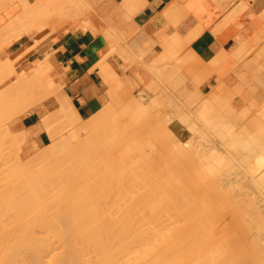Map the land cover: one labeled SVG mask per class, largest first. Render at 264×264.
Segmentation results:
<instances>
[{
	"label": "bare ground",
	"instance_id": "1",
	"mask_svg": "<svg viewBox=\"0 0 264 264\" xmlns=\"http://www.w3.org/2000/svg\"><path fill=\"white\" fill-rule=\"evenodd\" d=\"M43 1H49V0H39L40 3ZM189 1L192 2V4L194 5L195 4L194 2L196 0H189ZM79 2L82 3L81 1H79ZM88 7H89V5H88ZM88 7H85L87 9H77L76 15H78V16H76L75 22L79 21V22L83 23V18H84L85 21H84L83 25L85 23H86V25L88 24V21H86L87 19L85 17L86 16L85 12L86 11L88 12V10L90 8V7L89 8ZM201 7H197V10L199 12H200V9H203ZM198 8H200V9H198ZM194 10L196 11V9H194ZM168 12H171V16L175 13L174 9L167 11L166 14ZM203 12H205V9ZM211 13H213V11L212 12H210V11L205 12V14L208 17L205 14H201V16L199 18L203 19V17H204V19L206 21H208L209 15H211L210 19H212L214 17ZM169 15L168 14L166 15L167 18ZM174 16L176 17L177 15L174 14ZM236 17H237V15H236ZM236 17L234 16L235 19H236ZM80 18H82V19L80 20ZM204 19H203V21L205 22ZM175 20H176V18H175ZM175 20L173 19V21H175ZM226 20H227V18L225 19V21ZM21 23L22 22H19L18 27L14 28V30H17L19 28L21 29V30H19V32H15L16 35H15V33H13L14 36L11 35V38L2 40V42L0 41L1 43L4 42L3 43L4 46L6 45V47L7 46L9 47L16 42H20V41L24 42L27 39H29V36L32 37L35 35V33L36 34L39 33L43 27L42 25L38 26V27L32 26L31 24H28L26 22L27 25L22 24V26L25 25V26H23L24 29L26 27V29L24 30L21 28L22 27ZM173 24H175V23H173ZM86 25H85V27H87ZM19 26H21V27H19ZM207 26H209V25H207ZM222 28H224V27H222ZM217 29L219 31V27ZM220 30H221V28H220ZM198 31L200 32L201 30H198ZM216 35H217V33H216ZM195 36L196 35L194 33V35L190 36L188 40H181L178 37H173L169 40H166L165 44L162 45V47L165 46L166 50L168 51L167 52L165 50V47H163L164 48L163 51L165 50V52H163V56L165 58L163 60L159 59V60H161L160 63H158L159 61L154 62V60H153L154 63L152 65V68L149 69L155 73V74L152 73V74H154V76L156 74L159 75V79L156 76V78H157L156 80L159 81L162 78V76L165 75V73H166L165 71H167V70H168L167 73H170L172 70L171 75L174 72V69L172 66H171L172 68L169 67L167 70L165 69V67L169 66L168 61H167L169 59H168V57L165 56L166 54L164 55V53H170L172 55V54L178 53V51L180 52V50L182 51L186 47V44L188 42H190V40L192 38H194ZM133 42H135V39L133 40ZM1 43H0V46L2 45ZM40 43H41V41H35L32 46H29V47L24 46V48L21 49L20 51H18L12 58L6 60V62L8 63V66H7L8 72L6 73V75L4 74L5 77L3 76V74H1V76L4 80L0 77L3 80V81L2 80H0V81H2V83L5 82L6 81L5 78H9L8 77L9 72L14 77L13 80L16 81V82L13 81L12 83L9 84V86L6 87V89L8 87H10V85L12 87V89L9 88L10 91H9V89H7V91H9V92L6 91L7 95H6V93L4 94V92L2 91L4 96H6V98L8 97V93L10 95L12 93H14V91H12V90H14V88H16L15 91H18V92L22 91V93H20V94H23V91H27V90L30 92V87L33 86V80L35 79L34 74H32V76H31V72H32L31 66L32 65L37 66V65L41 64L39 66V68H42V69L48 68V71L52 72V70L54 68V64L52 63L50 56H45L42 60H35L32 63V65H30V66L28 65L25 68H20V66H19V61L22 60L29 53L31 47L32 48L37 47ZM146 43H147V41H146ZM137 44H138V42H137ZM130 45H131V47H128V45H127L128 48H126L124 50H120V52L123 54L129 53L136 60H138L137 59L138 56L142 57V55L145 54L144 52H148L145 49L143 50V48H141L140 50H142V55L138 54V53L134 54L135 53L134 50H136L137 46L135 43L134 44L131 43ZM116 47H118V45ZM1 48H3V46H1L0 49ZM138 48H140V46H138ZM146 48L149 49V47H146ZM244 49H245V46L243 47V51H241V52L239 51V52L245 53ZM137 51H139V49L136 50V52ZM139 53H140V51H139ZM137 54H138V56H135ZM238 54L239 53H237V55ZM153 55H154V53H153ZM160 55H162V53ZM160 55L157 56V58H160L161 57ZM223 55H221L220 58L225 59L228 57L227 54L226 55L223 54ZM132 56H130V57H132ZM233 56H235V55L233 54ZM130 57L128 58L129 60H130ZM133 57L131 58L132 61H133ZM141 57L139 58V60L141 59ZM190 57H193L194 60L197 62V59H195V56L193 54H191ZM215 60H217V58ZM155 61H156V59H155ZM220 61L222 62V60L219 59L218 60L219 63H217L216 61H214L213 63L215 64V62H216V64L219 65ZM239 61H241V60H239ZM165 62H166V64H165ZM170 62H171V60H170ZM134 63H135V61H134ZM197 63L199 64V62H197ZM234 63L236 64V61ZM198 64H196V65H198ZM133 65H135V64H133ZM162 65H164L165 67ZM217 65H215V66H217ZM202 66H204V65H202ZM137 67L138 66H136L134 69H137ZM169 69H171L170 72H169ZM144 70L145 69H143V72H146L147 69L145 71ZM201 70H203L202 67H201ZM204 70H206V69H204ZM137 71H138V69H137ZM139 72L140 71H138V73ZM149 72L146 74H149ZM203 72H208V71H203ZM203 72H201V75ZM100 75L102 77V87H103V89L108 90L109 96L117 97V94H121V93H119V91L122 90V84H121L122 78L120 79L119 73L117 71H115L112 66L106 72L100 71ZM135 75H136V73H135ZM171 75L169 74L168 77H170ZM203 75H204V73H203ZM136 77H138V76H136ZM165 77H166V75H165ZM168 77H166V79H168ZM37 78H38V76L36 75V79ZM145 78L146 77L142 76L143 81ZM149 79H150V77H149ZM163 79H165V78L163 77L161 80H163ZM24 82H25V84H24ZM17 83L20 85H18ZM41 83L42 82L38 81L34 85H40ZM152 83H153V81H152ZM12 84H14V85H12ZM15 85H18V86L15 87ZM152 85L155 87L154 84H152ZM61 87L62 86L60 85L58 90H55V91L58 92L61 89ZM19 88L21 89L20 91H19ZM152 89H153V87H152ZM0 91H1V89H0ZM28 91H27V93L29 94ZM55 91L46 89V91L44 90V92H42L43 95H40V97H42L45 101L46 99H49L51 96H53V95L55 96V93H56ZM18 92L14 93L15 95L17 94V97H15L16 100L18 99V96H19ZM32 92H33V90H32ZM35 93H37V92H35ZM35 93L34 92L30 93L31 94L30 96L31 97L34 96L33 98H35L37 96V94H35ZM40 93H38V96ZM149 93H151V92H149ZM165 93L167 95V92H165ZM1 94L2 93L0 92V95ZM24 94H25V92H24ZM32 94H33V96H32ZM154 95H155V93H154ZM30 96H28V97H30ZM38 96H37V99H38ZM9 97H11V96H9ZM9 97L7 98V100H5V97H4L5 102L7 101L6 103L9 102L8 100H11V99H9ZM21 97H22V95H21ZM27 98H24L23 100H25ZM30 98H28V99H30ZM59 98H61V97H59ZM59 98H56L55 104L58 105L59 108H63L65 110V105H67L68 104L67 102H69V101L65 98L63 100H60ZM117 98H116V101H117ZM12 99H14V97H12ZM19 99L21 102V98H19ZM37 99L35 98L36 102L38 100H40V99H38V100ZM153 99H155V98H153ZM16 100H14V101H16ZM164 100H167V99H164ZM212 100H214V99H212ZM212 100L210 101V102H212V104L208 103V102H207V105H205L206 103L201 104L202 105V106H200V107H202L201 110L198 109L200 107H198V108L196 107L197 108L196 110L198 112L193 109V112L198 113L197 115L195 113H194L195 115H193L192 114L193 112L191 111L192 113L189 112V113H191L190 115L187 114V117L189 115L188 118L185 116L186 114H184L182 116L181 115L175 116L174 115L176 112L175 111L173 115L169 116L171 118L169 120V124H168L170 126V132H169L170 134L169 135L171 136V139H170V137H167L168 135L166 133V140L168 138L169 139H168V141H165V142H169V144H171V141L174 140V142L178 141V143H179V141H180V143L181 142H184V143L187 142L188 143V145L186 146L187 148L184 147L186 150H184L182 152L180 151V153H181V155H179L180 158H179V160L177 159L178 162L181 163V165H183L184 167L185 166L187 167V170H185L186 167L184 168L182 175L188 174V177L191 178L192 177V176H190L191 174H193V176H195L199 172L203 173L204 175L205 174L208 175L210 173V174H212L211 181H213L214 183H212V185H211V184H208V182H206L209 186L205 185L204 187L202 185H201V187L195 186V184H192L191 186H188V185L187 186L186 185H182V186L180 185L179 186V185H177V187L174 185L175 187L171 188V190H169V187H167L168 191H169V192L166 191L167 194H166V192H163V191H162L163 192L162 193L161 189L159 191L157 186H155V187L153 186L154 188L157 187L156 188V189H158L157 193L160 192V193H158L159 195H157L158 197L160 196L159 199H155V198H157L155 193H154L155 189L150 190V188L147 187L148 190L144 191L143 193H136L135 192V190H137L138 188L136 187L135 183L134 184L132 183V181H133V177H131L132 172L129 171V169L127 170L126 168H124L122 166L123 162H122V160H120V158H116L115 156L112 155L111 152H109V150L112 147H114V145L112 147L111 146L105 147L104 144H106V141L103 144L104 141L101 140V139H103V138H100L101 136L99 138L103 142H101L100 140L98 141V137H96V139L91 138V140H89L90 138H88L89 141H85L84 139H82V141L84 142L83 145L86 147V149L84 146H82L80 144V141L77 144L72 143V145H75V146H72L70 142H67L68 140H66V142H65L64 141L65 139H64L63 142H65V143H63L62 145L68 144L69 146L67 145L66 148H63L65 145L64 146L60 145V146H62L61 151L63 149H64V151H66L65 149L68 150L70 148V150H72V152H73V150L75 149V147L77 145L79 147V148L77 147L74 150L77 152L72 153L73 155H74V153H76V156H74L73 158H72L70 153H69L70 154L69 155L68 152L66 153L63 151L61 153V156L63 155L65 157L66 154L71 156L70 158L65 157L66 160H63L64 158L61 157L59 154H58L59 157L58 156L53 157V154L54 155L57 154L53 150L55 148H52L53 145L56 146L55 141H53L54 143H52V145H49L51 147H49V146L45 147L44 151H46V152L45 153L43 152L42 156L40 154V156L43 158H46L47 156H49L47 159H45V160H47V163H45L46 162L45 160L41 161L42 159L39 158L40 156L37 157V159H39L41 161V162H39L40 164L42 162H44L47 166H49V168L46 166L47 168L45 167V169L42 171L40 169L43 168V166L41 165L42 167L39 168L40 167V164L38 163L39 160H36V158L33 159L34 161L32 160L33 163H32V161L31 162L26 161V162H28L27 166H29V167H27L25 165V161H24V164H18L21 162L20 161L16 162L17 160L15 157H14L15 158L14 162H13V160H11L12 158L9 159L10 157H12L11 156L12 154L14 155V153H15V155H17L18 153H20L19 150H18L19 151L18 153L14 152V150H13V152H11L12 151L11 147L14 145H17V144H21L23 142V139H25V141H28L29 137L27 135H25V137H24V135L18 134L19 136L21 135V137H24V138H21V140H20L19 136H15V138H14V135L13 136L11 135L14 138V141L16 143L13 142V144L14 143L15 144L11 145L9 147V144H10L9 139L13 140V138L12 137L10 138L9 135H8L9 136L8 137L6 134L5 137H8V140H9V141H7L8 144H6V145H8V147H7L8 149L9 148L11 149V151L7 152V150L2 149V148H6V147H4L6 145L5 144L2 145V142L5 143V140H7V138L4 140L3 138H5V137H3L4 136L3 134H1L0 138L3 137L2 139L4 141H2L0 144V146H3L2 148L0 147V150L1 149L5 150L7 153H9V155L11 154L10 156L8 155V157L7 156H5V157L8 158V161L11 160L13 163L11 162L10 168L8 166H6L4 168L5 170L2 167L7 165L6 164L7 162L3 166H1V168L4 170V172H2L1 168H0V172L3 173V174L1 173V175H0V180H1L0 181V188H1L0 190L2 191V192H0V194L2 195L3 192L5 193L3 196L0 195V199H1L0 200V264H258V261H260V264H263L262 263L263 261H261V260L257 261V259L261 258V256L260 257H257V256H258V253L261 254V252H259L258 247L260 245H261V247H264V244H263L264 243V146H263L264 145V130H263L264 127H262L259 130L257 137L256 138L254 137L255 139L250 138L252 140H249V138H247L248 139V141H247V139H245V137H244L246 142L244 141L243 138H242L243 140L241 142V139L236 137L237 136L236 134H234V136H233L232 132H231L232 130L228 126H227L228 127L227 128L226 125L223 124V123H225V120L223 121V118L225 119V117H227L226 108L230 109L229 108L230 106H227V104H224V106H223L219 101H216L217 104H215L216 102H213ZM2 101H3V99L1 98L0 102H2ZM35 101H31V104L33 103V105H28V106L33 107L35 105L34 103H36ZM5 102L3 101L2 103H0V106L2 104H4ZM12 102H13V100H12ZM20 102L17 101V103H20ZM22 102L25 103V101H22ZM22 102H21V105L23 104ZM26 102H27V104H28V102L30 104L29 100ZM140 103H141V98L138 97V101L135 102V104L132 107H131V105H125V104H123L122 106L125 105L123 107L124 109H128L130 107L132 109H134L135 110L134 117L138 118L142 114H143V116H144V113L146 114V111L143 113L144 108L142 109V106ZM159 103H161V102H159ZM168 103H170V102L168 101ZM173 104H174V101H173ZM24 105L26 106V103ZM155 105H156V103H155ZM175 105H177V104H175ZM196 105L198 106V104H196ZM213 105H216L217 108ZM12 106H13V103H12ZM12 106H10L9 108H11ZM28 106H26V107H28ZM69 106H70V108H73L71 105H69ZM167 106L170 107L169 105H167ZM189 106H191V103ZM1 107H0V110H1L2 114H3V110H8V109L2 110ZM17 107H19V106H17ZM224 107H226L225 110H224ZM14 109H16V106ZM21 109H24V108H21ZM26 110L27 109H25L24 111H26ZM64 110L63 111L61 110L62 111L61 116L63 119H65V124L67 125V123H68L70 125V128H71V126H74V124L77 123V122H75L76 116L70 115L67 112H65ZM161 110H163V108ZM179 110H177V111H179ZM222 110H224V112ZM12 111L14 112L15 110H12ZM24 111H21L20 113H22ZM188 111H189V109L187 110L186 113H188ZM182 112H179V113L181 114ZM8 113L10 114V117H11L12 116L11 113L10 112H8ZM179 113H176V115ZM183 113H185V112H183ZM230 113H232V112H230ZM9 114H7L8 117H9ZM15 114H17L16 111H15ZM165 114H166V121H168L167 120L168 114L167 113H165ZM4 116L5 117H3V119H2V115H1L0 116L1 119L3 121H5L6 119L8 120V118L5 114H4ZM17 116H18V114H17ZM41 116L43 119H45V116H43V115H41ZM10 117H9V119H10ZM51 117L52 118L54 117L53 120H55L57 115L51 116ZM190 117H192V118L194 117L193 120H192V118L190 119ZM259 117H260V119H262L264 121V112L262 113V117H261V114L259 115ZM4 118H6V119H4ZM13 118H15V117H13ZM1 119H0V121H1ZM188 119L190 120V122H191V120L194 121V119H195V121H198V123L200 125L199 127H201V129L200 130H199V128L196 129L197 124L195 126V124L193 122H192L193 124H191L189 122L191 125L187 126L188 121H189ZM46 120H48V119L46 118ZM42 121L43 120L41 119V124H42ZM6 122H4L3 124H5ZM45 123H46V125H48L47 124L48 122L45 121ZM72 123H74V124L71 125ZM195 123H197V122H195ZM44 126L45 125L43 123L42 124L43 129L46 128V126L45 127ZM5 127L6 126L2 127V129L3 128L5 129ZM48 127H49V125H48ZM67 128H69L68 125H67ZM192 128H193V130H192ZM2 129H0V130H2ZM3 130L1 131L2 133H3ZM104 130L106 131V129H103V130H101V132L102 131L104 132ZM44 131H48V130L45 129ZM98 132L100 133V131H98ZM194 133L198 134L197 135L198 138L200 136H202L203 139L205 137L206 138L208 137V139L211 138V139H209L210 141L213 138L215 142L212 141V143L210 142V145L206 144V146L205 145H202V146L198 145L197 146L196 144L192 143V142H195L196 140H198L197 137H195V136L192 137V134H194ZM102 134H104V133H102ZM238 135H239V133H238ZM18 137H19V139H18ZM202 137H200L199 139L201 140ZM50 138H53V137H50ZM67 139H69V141H71L70 140L71 138H67ZM12 140L10 141L11 143H12ZM16 140H18V141H16ZM53 140H54V138H53ZM105 140H107V139H105ZM169 140H171V141H169ZM206 140H204V141H206ZM239 140H240V144L238 143ZM82 141H81V143H82ZM91 141L94 143H92ZM243 141H244V143H243ZM19 142H21V143H19ZM96 142H98V143L95 144ZM99 142H101L103 144V146L106 148L105 149L104 147H102L103 149H105L107 151V152L105 151L106 152L105 157L108 158L110 156L109 157L110 160L106 159L108 161L99 162V163H102V164H100L101 166L96 165L98 163V161L96 163L97 157L101 153L98 154V152H96V154H95V150H93V148L95 149L96 146H97L96 149H99L98 146L100 147V149H102L100 146L101 143H99ZM207 142H205V143H207ZM178 143H176V144L178 145ZM262 143H263V145H262ZM79 144H80L81 148L84 149L83 152L82 151L79 152V150H82L80 148ZM86 144H87V146H86ZM90 144H91V147H90ZM98 144H100V145H98ZM172 144H173V142H172ZM238 144H239V147H238ZM173 145H174V149H175V144H173ZM183 145L184 144L182 143V146ZM71 146H72V149H71ZM171 146L169 145V148L172 150ZM216 146H218V149L220 150V153H218L217 157H215L213 152H211V151L215 150ZM18 147L19 146H17V149H19ZM56 147L58 149L60 148L58 146H56ZM73 147H74V149H73ZM200 147H201V149H200ZM50 148H52V149H50ZM169 148H168V150H169ZM17 149L15 148L16 151H17ZM218 149H217V151H218ZM237 149H239V150H237ZM2 150H1V153H4L5 151L2 152ZM47 150L50 151V153H47L48 152ZM51 150H53L52 154H51ZM179 150H177L178 153H179ZM234 150H235V153H233ZM173 151H175V150H173ZM173 151H170V152H173ZM84 152L86 153V156H85ZM7 153H4L3 156L5 154L7 155ZM253 153H255L256 155ZM77 154H79L80 156ZM171 154H173V153H170V155ZM209 154H210V157L208 156ZM140 155L142 156V154H140ZM236 155H237V157H236ZM3 156L0 157V159H2ZM50 157H53L52 159H53V161L55 160V162L52 161L50 163V161L52 160V159H50ZM75 157L77 158V159H75V161L77 160L76 162L73 160ZM80 157H81V159H80ZM95 157H96V160L94 159ZM252 157L254 158V160L252 159ZM57 158H60V159L62 158L63 161L60 159H59L60 161L59 160L57 161L56 160ZM142 158H140V159H142ZM237 158H239V159H237ZM48 159L50 161H48ZM92 159L94 160V162ZM173 159H174V157H173ZM251 159L253 161H250ZM3 160L5 161V159H3ZM72 160L74 161V164L77 163L78 166L74 165V167H73V164L71 166L70 165L71 163H69V162H73ZM61 162H64V163H62V165H60ZM29 163L30 164L32 163L33 166L36 163L39 164V167L36 166L37 164L35 165L39 169L34 168V170H35L34 171L35 173L33 172L34 176L31 172V170H33V168L31 167L32 164L29 165ZM49 163H50V165H48ZM170 163H171V161H170ZM140 164H142V163H140ZM177 164H179V163H177ZM247 164H248V166H247ZM12 165L14 166V168L12 167ZM19 165L22 166L21 169L18 168ZM51 165H52V167H51ZM69 165L71 166V168ZM64 166L67 168H65ZM7 167H8V169H7ZM218 167L219 168L221 167V170L223 169L222 172H221V170L219 171V169H217ZM24 168H26V169H24ZM28 168H29V171L31 172V175H30V172H27ZM60 168H61V170H60ZM134 168H135V166H134ZM144 168H145V166H144ZM10 169H12V170H10ZM16 169L18 172H22V173L25 172V173L24 174L21 173L22 175H19L20 173L16 172ZM22 169H24L26 171H24ZM50 169H52V170H50ZM58 169L60 171H57ZM136 169H134V170L136 171ZM147 170H148V168H147ZM55 171H57V172H55ZM140 171H142V170L140 169ZM5 172H6V174L4 176ZM11 172L13 174H11ZM138 172L139 171H137V173ZM207 172H209V173H207ZM17 173H18V177L15 176V175H17ZM27 173L29 175H27ZM10 174H11V176H10ZM6 175H8L9 177H7ZM144 175L146 176L145 173H144ZM1 176L5 177V178H3L4 180L2 179ZM13 176H15V177H13ZM185 176L187 177V175H185ZM24 177H25V180L23 181L22 179ZM125 177L127 178V181H125L126 180ZM143 177H142V179H144ZM9 178H10L9 181L6 180ZM20 178H22V179H20ZM169 178H171V177L169 176ZM179 178H181V177H179ZM183 178H184V176H183ZM30 179H33L35 185L34 184H32L31 186L29 185L32 182V180H30ZM147 179L148 178H146V180ZM174 179H176V177ZM184 179L186 180V178H184ZM184 179H182V180H184ZM170 180H173V179H170ZM21 181L23 182V184L21 183ZM27 181H29V182H27ZM36 181H37V183H36ZM128 181H130V182H128ZM143 181H145V179ZM148 181H150V179ZM175 181L177 182V180H175ZM178 181H180V179ZM211 181H209V182H211ZM1 182H2V184H5L6 182L8 184L6 183L7 186L2 185ZM24 182H26V184H28V186ZM123 182L124 183L128 182L127 186L124 185ZM190 182H192V181H190ZM195 182H196V178H195ZM154 183H156V182H154ZM178 183L179 182H177V184ZM9 184H10V187H8ZM160 184H162V182H160ZM1 185L5 189H3L1 187ZM151 188H152V185H151ZM162 188H165V187H162ZM210 188H212V189H210ZM56 189L58 190V192ZM55 190H56V193H53ZM152 191H154V192H152ZM28 192H29V194L27 195ZM49 194H52V195L50 196ZM25 196H27V197H25ZM150 196L153 197V200L150 199V198H152ZM210 196H213V198L218 197L219 199L223 198L224 200H225V198L231 199V200H233L232 204L234 203V205H235V203L237 205H240L239 203L241 202V203H243L242 208L245 207V209H244L245 213L244 214L248 215V217H244V215H241V213L243 211L237 210V211L241 212L238 215V213L233 211L234 209H232V210L230 209V211H233L234 214L236 213L235 215L233 214L234 217L230 216L233 219L228 218L231 220V223H232L230 226V227H232V229H231L232 232L229 233L230 237L231 236L232 237L231 238L229 237L230 238V240H229L230 247H228L230 250L229 253L232 252L231 254H229L227 252L221 253L220 251H219L220 252V254H219L218 250H216V248L218 247L216 245L218 243H216V242H218V241L215 242L213 237L210 238L212 234L208 235V233L213 231L212 230L209 232L208 230L213 229V227L211 228L210 227L211 225H209V227H210L209 229H208V227H206L207 223H204L203 216L205 214V202L209 199ZM249 197H250V199H249ZM45 198H47V199L44 200ZM51 198H52V201L49 202L51 200ZM224 200H223V202H224ZM250 201H252V202H250ZM210 202H211V204H213L211 200L209 201V203ZM216 202H217V199L214 202V204ZM221 202H218L216 205H219ZM249 202L253 203V205H256V207L254 206V209L257 211V213H255V215L257 214L256 219L258 220L256 222V224L254 222V225L253 226L251 225V227L250 226L248 227L249 222L247 220L249 217H251V216H249V214H247L248 211H250V210H247L248 207H251ZM247 203L250 206H248ZM207 204L208 203H206V205ZM222 204L224 205V203H222ZM231 205H230V207H231ZM237 205L235 206V208L237 207ZM246 205H247V208H246ZM215 206H213V209L215 208ZM227 206H225V208ZM216 207H218V206H216ZM208 208L209 207H207V209ZM219 208L220 207L217 208L218 210L214 209L215 210L214 213L216 214V218L219 216V215L217 216V213L220 212ZM209 209H211V206ZM213 209H211V210H213ZM254 209H253V211H254ZM221 211H222V209H221ZM223 212H225V211H223ZM229 212H226L227 214H225V213H223V214L228 215ZM252 212L250 211L251 215H252ZM211 213H212V211L208 212V214H211ZM223 214H220V218H222L224 216ZM212 215L210 218H212ZM228 216H225V218ZM207 217H208V215H207ZM216 218L214 215L213 220H215ZM220 218H217V220H219ZM208 220H209V218L207 219V221ZM209 221H211V219ZM251 221L253 222L252 218H251ZM249 225H250V223H249ZM262 237H263V239L261 240ZM256 239L261 240V242L263 241L262 244H260L261 243L260 241H259V243L256 241L257 245H259L257 247L258 250L255 249L258 252L257 256H255L256 254L253 253V251H252L253 247L248 249V247L251 246ZM219 241H222V240L220 239ZM254 248H256V245L254 246ZM254 248H253V250H254ZM224 249H222V251H224ZM249 250L252 251L253 256ZM261 251L263 252L264 250L262 249ZM254 256L257 257V259L254 258ZM220 258H222V259H220Z\"/></svg>",
	"mask_w": 264,
	"mask_h": 264
},
{
	"label": "rangeland",
	"instance_id": "2",
	"mask_svg": "<svg viewBox=\"0 0 264 264\" xmlns=\"http://www.w3.org/2000/svg\"><path fill=\"white\" fill-rule=\"evenodd\" d=\"M37 1V0H36ZM35 1V2H36ZM51 1H53L54 2V5L53 6H51V3L49 2V1H43V2H39V0H38V2H37V4L32 8V7H30L28 4H27V2H28V0H27V2H26V0H0V41L2 42V40H5V39H8V38H11V35L12 36H14L13 35V33H15V32H19V30H21L20 28L19 29H17V30H14V28L15 27H18V25H19V22H22L21 23V26H22V24H25V25H27L26 24V22L28 23V24H31L32 26H43L42 27V30L39 32V33H35V35L34 36H32V37H30L29 36V40H31V42L32 43H34L35 41H42L44 38H47L49 35H51V34H53V33H56V32H58V31H60L63 27H65V26H67V25H75L76 23H77V21L75 22V19H76V16H78V15H76V12H77V9H69V8H66V6H64V5H62L61 3H59V0H51ZM34 2V3H35ZM34 3H32V4H34ZM20 4L22 5V7H23V9H21V7H20ZM30 4H31V2H30ZM72 6H75L74 4L72 5ZM72 8H74V7H72ZM21 9V10H20ZM86 14V21H88V18L91 16V15H94L95 13H94V11H93V9H89L88 10V12L86 11L85 12ZM83 17V16H82ZM82 18H80V20H81ZM85 20H84V18H83V22H84ZM79 22V21H78ZM25 25H23V26H25ZM88 26L90 25V23H89V21H88V24H87ZM21 26H19V27H21ZM21 27L22 29H24V27ZM25 29H26V27H25ZM24 29V30H25ZM94 32H96L95 30H94ZM15 35H16V33H15ZM105 36H106V38H107V40H108V42H109V46H110V53H115V54H117V55H119V57L121 58V67H122V70H123V72H124V74H126L127 76L126 77H124V78H122L121 79V77H120V79H121V84H122V90L121 91H119V93H121V94H117V97L120 99H118L117 97H115V96H109L108 95V93H107V98L104 100V102H103V108L99 111V112H97L94 116H92L91 118H89L88 120H82L78 115H77V113H76V111L74 110V108H70V106L69 105H71L70 104V102H67L68 104L67 105H65V110L63 109V108H59V106H58V111H56L55 113H53V114H51V116H55V115H57V117L55 118V120H53L54 119V117L52 118L50 115H48V117H46L45 116V114L44 113H41V114H43V116H45V119H43L42 118V124L44 123V125L46 126V130H48V131H46L47 132V134H48V136H49V145H52V143H54L53 141H55V143H56V146H58V147H60L59 149L56 147V146H52V148H55V149H53L56 153V155H54L53 154V157L54 156H58V154L61 156V153L64 151V149L63 148H66V146L68 145H66V144H64V145H62L63 143H65L66 142V140H68L67 142H70L71 143V145H72V143L73 144H77L79 141H80V144L82 145V146H84L83 144H84V142L82 141V139H84L85 141H89V140H91V138H95L96 139V137H98V141L100 140V138H103V139H101V140H103V141H101V142H103V144L105 143V141H106V144H104V146L106 147H108V146H113L114 145V147H112L110 150H109V152H111L112 153V155L113 156H115L116 158H120V160H122V162H123V167L124 168H126L127 170L129 169V171H131L132 173H131V177H133V181H132V183L134 184L135 183V185H136V187L138 188L137 190H135V192L136 193H143L144 191H146V190H148V188H150V190L151 189H155L154 191H152V192H154L155 193V195H156V197L157 198H155V199H159L160 198V196L158 197L157 195H159L158 193H160V192H158L157 193V190L159 189V191H160V189H161V192L163 191V192H166V191H168V188L167 187H169V190H171V188H173V187H177V185H188V186H191L192 184H195V186H200L201 187V185L204 187L205 185H207V186H209L208 184H211L212 185V183H214L213 181H211V177H212V174H210L209 172H207V173H209L208 175L207 174H203V173H201V172H199L197 175H195V176H193V174H191L190 176H192L191 178H189L188 177V174H185V175H187V177L185 176V175H182L183 174V171H184V168L186 167H184L183 165H181V163L180 162H178V160H179V158H180V156L179 155H181V153H180V151L182 152V151H184V150H186L184 147H186L187 145H188V143L187 142H181L180 143V141H179V143H178V141L176 142H174V140L173 141H171V140H169V141H171V144H169V142H165V141H168V139L166 140V133H167V137H170V139H171V136L169 135L170 133V126L168 125L169 124V120L171 119L169 116H171V115H173L174 114V112H175V116H182V115H184V114H186L185 116L187 117V114H191L192 112H193V109L195 110V111H197L196 109L198 108V107H200V106H202L201 104H204V103H206L205 105H207V102L208 103H211L212 104V102H210L212 99H214V100H212L213 102H216V101H219L223 106H224V104H227V106H230L229 108L230 109H228V108H226V107H224V110H225V108H226V113H227V117H225V119L223 118V121L225 120V123H223L224 125H226V127L228 126L232 131V135L234 136V134H236L235 136L236 137H238V138H240L241 139V142H242V140L244 139V137H245V139H247V138H249V140H252V139H250V138H256L257 137V135H258V132H259V130L262 128V127H264V121L262 120V119H260V117H259V115L261 114V117H262V113L264 112V87L263 88H261V80L258 78V77H250V78H244V79H242V82L244 83L243 85L244 86H241V90H239V92H236V93H225V94H218V95H216V94H211V95H209V96H203L199 91H198V86H199V84L201 83V81L203 80L201 77L199 78V77H197V76H195V74H194V71L197 69V67L199 66V64L194 60V58L193 57H190L189 55L188 56H180V54H182L181 53V50H180V52L178 51V53H175V54H170V53H164V55L166 56V57H168V59L169 60H167L168 61V64H169V66L168 67H165L164 65H162V66H164L165 67V69L167 70L169 67H173V69H174V72L172 73V75H171V72H172V70L171 69H169V72H170V70H171V72L170 73H167V71H165L168 75L170 74L171 76L170 77H168V75L165 73V75H166V77H168V79H166V77H165V75L164 76H162V78L164 77L165 79H163V80H156L157 78L159 79V75H155L154 76V72L152 71V70H149V69H151L152 68V65H153V63L154 62H158V63H160L161 62V60H163L165 57L163 56V52H165V50H166V47L165 46H163V47H165V50L162 52V55H160L161 57L160 58H156V61H154V62H148V61H146L145 59H146V56H147V53L148 52H144L145 54L144 55H142V50H140L139 49V51H140V53H139V51H137L136 52V50H138V48H136V50H134V54H136V53H138V54H141L142 55V57H141V59L139 60V56H138V54L137 55H135V56H138L137 57V59L138 60H136L132 55H130L129 53H126V54H123V53H121L120 52V50H124V49H126V48H128V47H131V43H132V40H131V38H132V36H131V34L129 33V34H126V33H124V32H120V31H118V30H115V29H108L107 31H105ZM10 40V39H9ZM34 42H33V41ZM8 41V40H7ZM0 42V43H1ZM4 43V42H3ZM3 43H1L2 45L1 46H3V48H1L0 49V77L2 78V76H1V74H3V76H4V74L6 75V73L8 72V69H7V66H8V63L6 62V60H8V59H10V58H12L15 54H13L12 56H8V52H9V47L7 46L6 47V45L4 46L3 45ZM126 44V45H125ZM165 43H163V45H164ZM118 45V47H116ZM127 45H128V47H127ZM0 46V47H1ZM120 46V47H119ZM126 46V47H125ZM118 48V49H117ZM123 48V49H122ZM259 48V46H254L251 50H249V51H247L246 50V53H243L242 54V57L241 58H243V59H248V58H250L251 57V55L253 54V52L254 51H256L257 49ZM164 49V48H163ZM144 50V49H143ZM145 50L146 51H148V49L147 48H145ZM167 51V50H166ZM168 52V51H167ZM177 54V55H176ZM130 56H132L133 57V61L131 60V58L132 57H130ZM159 56V55H158ZM174 56V57H173ZM130 57V60L128 59ZM163 57V58H162ZM183 57V58H182ZM174 58V59H173ZM182 58V59H181ZM159 59H161V60H159ZM170 60H171V62H170ZM173 60V61H172ZM134 61H135V63H134ZM166 61V62H167ZM244 61H246V60H244ZM166 62H165V64H166ZM247 62H245V63H243V66H244V68H246V64ZM133 64H135L136 66H138L137 67V69H138V71H140L139 73H138V71H137V69H134L136 66L135 65H133ZM196 64H198V65H196ZM258 63H256V65H257ZM29 66L30 65H32V63L31 64H28ZM41 64H39V65H32L31 66V69H32V72H31V76H32V74H34L35 75V79L33 80V86L32 87H30V92H29V94L27 93V91H23V94H20V93H22V91L21 92H18V91H15L16 90V88H14V90H12V91H14V93L15 92H18V99L16 100L15 99V97H17V94L15 95L14 93H12L11 95L8 93V97L9 96H11V97H9V99H11V100H8L9 102V104L8 103H6L5 102V100H7V98H6V96H4V94L6 93V91H7V89H12V87H11V85H10V87H8L7 89H6V87L7 86H9V84L10 83H12L14 80V77L10 74V72L8 73V77L9 78H5L6 79V81L5 82H3L2 83V81L4 80L3 78V80L0 78V80H2V81H0V89H1V95H0V100H1V98L3 99V101L5 102L4 104L6 105H4V104H2L0 107H1V109L3 110V109H8V110H3V114L1 113V110H0V116L2 115V119H3V117H5L4 116V114L7 116V118H8V120L6 119V118H4V119H6L5 121H3L2 119H1V117H0V119H1V121H0V124L2 125L4 122H6L5 124H3L2 126L0 125V129H2V127H4V126H6L5 127V131L3 130V133L1 132L2 130H0V135L1 134H3L2 136L3 137H5L6 136V134H7V136L9 135L10 136V138L14 135V138H15V136H19L18 134H21V133H18V132H16L15 130H13L12 128H11V124L13 123V121L16 119V118H18V117H20V116H22V115H24L25 113H27L28 111H30L32 108H34V107H40L44 102H46V101H49L50 102V104L51 105H53V104H55V101H56V97H54V95L53 96H51L49 99H46L45 101H44V99L42 98V97H40V95H43V93L42 92H44V90L46 91V89H49V90H53V91H55V90H58V88L60 87V83H58V82H56L55 80H54V78L52 77V76H50V71H48V68H45V69H42V68H39V66H40ZM133 65V66H132ZM196 65V66H195ZM135 66V67H134ZM110 67H111V65L110 64H108V63H105L104 65H102L101 67H100V71L101 72H106L107 70H109L110 69ZM133 67V68H132ZM171 67V68H172ZM21 68V67H20ZM19 68V69H20ZM254 68V67H253ZM252 68V66L249 68V69H251V74L252 75H255L256 73H258V71H256V70H259V66L257 67V68H254L253 69ZM113 69L116 71V69L113 67ZM143 69H147L146 70V72H143ZM136 70V71H135ZM144 70V71H145ZM150 72H149V71ZM149 72V74H146V73H148ZM152 71V72H151ZM118 72V71H117ZM135 73H136V75H135ZM142 73V74H141ZM152 73H154V74H152ZM151 74V75H150ZM36 75L38 76V78L36 79ZM150 75V76H149ZM120 76V75H119ZM136 76H138V77H136ZM142 76L143 77H146L145 79H144V81H143V79H142ZM156 76H157V78H156ZM5 77V76H4ZM149 77H150V79H149ZM153 77V78H152ZM155 77V78H154ZM161 77V76H160ZM152 79V80H151ZM139 80V81H138ZM151 82H150V81ZM38 81H40V82H42L40 85H34L35 83H37ZM152 81H153V83H152ZM14 82H16V81H14ZM19 82V81H18ZM135 82L137 83V84H135ZM146 84H145V83ZM198 82V83H197ZM200 82V83H199ZM151 83V84H150ZM18 84V83H17ZM24 84H25V82H24ZM149 84V85H148ZM152 84H154L155 85V87L152 85ZM12 85H14V84H12ZM18 85H20V84H18ZM18 85H15V87L16 86H18ZM152 85V86H151ZM150 88H149V87ZM152 87H153V89H152ZM18 88V87H17ZM33 88V89H32ZM149 88V89H148ZM155 88V89H154ZM6 89V90H5ZM10 89H9V91H10ZM21 89L19 88V91H20ZM32 90H33V92L35 93V92H37V93H35V94H37V96H38V93H40L39 94V96H38V99H40V100H38L37 99V96L35 97L38 101L36 102L35 101V98H33L34 96H33V94H32V96L33 97H31L30 95V93H33L32 92ZM43 90V91H42ZM149 90V91H148ZM165 90V91H164ZM247 91L246 93L244 92V91ZM4 92V94H3V92ZM9 91H7V92H9ZM148 91V92H147ZM153 91V92H152ZM157 91V92H156ZM24 92H25V94H24ZM56 92V91H55ZM149 92H151V93H149ZM165 92H167V95H166V93ZM28 95H27V94ZM154 93H155V95H154ZM161 95H160V94ZM165 93V94H164ZM34 94V95H35ZM158 94V95H157ZM6 95H7V93H6ZM21 95H22V97H21ZM164 95V96H163ZM28 96H30V97H28V98H30V99H28L27 97ZM122 98H120V97ZM130 96V97H129ZM157 96V97H156ZM161 96V97H160ZM164 98H163V97ZM4 97H5V100H4ZM12 97H14V99H12ZM138 97H140L141 98V106H142V109L144 108V110H143V113L146 111V114L144 113V116H143V114L141 115V116H139L138 118H135L134 117V115H135V110L134 109H132L131 107L135 104V102H137L138 101ZM160 97V98H159ZM214 97V98H213ZM19 98H21V102L22 101H25V103H26V106H28V105H33V103L31 104V101H35L36 103H34L35 105L33 106V107H26L24 104V102H22L23 104L21 105V102H20V99ZM24 98H27L29 101H30V104H29V102H28V104H27V102L26 101H28L27 99H25V100H23ZM116 98H117V101H116ZM153 98H155V99H153ZM163 98V99H162ZM208 98V99H207ZM259 98V100H257ZM34 99V100H33ZM162 99V100H161ZM164 99H167V100H164ZM12 100H13V102H12ZM14 100H16V101H14ZM52 100L54 101V102H52ZM137 100V101H136ZM159 100V101H158ZM203 100V101H202ZM206 100V101H205ZM208 100V101H207ZM235 100H240L241 101V103H240V106H236V103H235ZM2 101V102H3ZM17 101L18 102H20V103H17ZM69 101V100H68ZM120 101V102H119ZM123 101V102H122ZM133 101V102H132ZM168 101L170 102V103H168ZM173 101H174V104H173ZM199 101V102H198ZM2 102H0V103H2ZM159 102H161V103H159ZM177 102V103H176ZM202 102V103H201ZM224 102V103H223ZM256 102V103H255ZM12 103H13V106H12ZM120 103V104H119ZM122 103V104H121ZM152 103V104H151ZM155 103H156V105H155ZM164 103V104H163ZM190 103H191V106H189L190 105ZM195 103V104H194ZM253 103H255L254 105H253ZM8 104V105H7ZM123 104H125V105H131V107L130 108H128V109H124L123 107L125 106H122ZM138 104V103H137ZM163 104V105H162ZM172 104V105H171ZM175 104H177V105H175ZM196 104H198V106L196 105ZM215 104H217V102L215 103ZM165 105V106H164ZM167 105H171L170 107H168ZM175 105V106H174ZM219 105V104H218ZM4 106V107H3ZM10 106H12L11 108H9ZM15 106H16V109H14L15 108ZM17 106H19V107H17ZM72 106V105H71ZM181 106V107H180ZM213 106H215L216 108H217V106L216 105H213ZM221 106V105H220ZM222 106V107H223ZM253 106V107H252ZM6 107V108H5ZM8 107V108H7ZM26 107V108H25ZM73 107V106H72ZM159 107V108H158ZM161 107V108H160ZM166 107V108H165ZM177 109H176V108ZM180 107V108H179ZM188 107V108H187ZM192 107V108H191ZM197 107V108H196ZM219 107V106H218ZM21 108H24V109H20ZM163 108V110H161ZM201 108L202 107H200V108H198V109H200L201 110ZM220 108V107H219ZM218 108V109H219ZM25 109H27L26 111H24ZM180 109V110H179ZM189 109V111H188V113H186L187 112V110ZM12 110H15L16 111V113L18 114V116H17V114H15V111L13 112ZM64 110L65 112H67L68 114H70V115H74V116H76V118H75V122H77V123H72L71 125H73L74 124V126H71V128H70V125L67 123V125H68V127L69 128H67V125L65 124V119H63L62 118V116H61V112ZM160 110V111H159ZM172 110V111H171ZM177 110H179V111H177ZM224 110H222L223 112H224ZM6 113H5V112ZM18 111V112H17ZM21 111H24V112H22V113H20ZM163 111V112H162ZM185 112V113H183V112ZM192 111V112H191ZM221 111V110H220ZM8 112H10L11 113V115L13 116V117H15V118H13L12 116L10 117V114L8 113ZM179 112H182L181 114L179 113ZM189 112H191V113H189ZM198 112V111H197ZM197 112H193L192 114L193 115H197L198 113ZM230 112H232V113H230ZM262 112V113H261ZM165 113H167L168 114V116H167V120L168 121H166V114ZM176 113H179V114H177L176 115ZM195 113V114H194ZM229 113V114H228ZM7 114H9V117H10V119H9V117H8V115ZM15 115V116H14ZM189 115H188V117H189ZM61 116V117H60ZM187 117V118H188ZM196 117V116H195ZM224 117V116H223ZM12 118V119H11ZM46 118L49 120H46ZM50 118V119H49ZM52 118V119H51ZM192 117H190V119H191ZM194 118V117H193ZM193 118H192V120H193ZM196 119V118H195ZM195 119H194V121H195ZM51 120V121H50ZM53 120V121H52ZM189 120V119H188ZM191 120V122H190V120L188 121V124H187V126H189V125H191V124H195V126H196V124H197V126H196V129L197 128H199V130L201 129V127H199L200 125H199V123H198V121H195V122H197V123H195L194 121H192ZM45 121L46 122H48L47 124L49 125V127H48V125H46V123H45ZM51 122V123H50ZM191 124H190V123ZM193 122V123H192ZM42 124L40 123L39 125H38V131H44L45 129H43L42 128ZM77 124V125H76ZM44 126V127H45ZM65 126V127H64ZM194 126V125H193ZM192 126V127H193ZM194 126V127H195ZM48 127V128H47ZM227 127V128H228ZM7 128V129H6ZM103 130V129H106V131L104 130V132L102 131L101 132V130ZM195 129V128H194ZM8 130V131H7ZM192 130H193V128H192ZM198 130V131H199ZM264 130V129H263ZM98 131H100V133L98 132ZM197 131V130H196ZM70 132V133H69ZM102 133H104V134H102ZM238 133H239V135H238ZM17 134V135H16ZM241 134V135H240ZM12 135V136H11ZM21 135H24V134H21ZM21 135L19 136L20 137V140H21V138H24L25 137V135H24V137H21ZM197 135L198 134H196V133H194V134H192V137H197ZM8 136V137H9ZM101 136V137H100ZM240 136V137H239ZM2 137V138H3ZM8 137H5V138H3L4 140L7 138V140H5V143L4 142H2V141H4L2 138H0V144H1V142H2V145L3 144H8V142L7 141H11L12 139H9L8 140ZM19 137H18V139H19ZM50 137H53L54 138V140H53V138H50ZM100 137V138H99ZM200 137H202V136H200ZM199 137V138H200ZM13 138V137H12ZM14 138H13V140H12V143L9 141V147L11 146V145H14L16 142L14 141ZM67 138H71L70 140L71 141H69V139H67ZM88 138H90L89 140H88ZM198 138V137H197ZM198 138V140H194L195 142H192V143H194V144H196L197 146L199 145V146H202V145H205L206 146V144L207 145H210V142L212 143V141L213 142H215L214 141V139L212 138V140L210 141L209 139H211V138H209L208 139V137L205 139H203V137L201 138V140ZM243 138V139H242ZM254 138V139H255ZM65 139V140H64ZM105 139H107V140H105ZM203 139V140H202ZM244 139V141L246 142V140ZM63 140L65 141V142H63ZM200 140V141H199ZM204 140H206V141H204ZM209 140V141H208ZM16 141H18V140H16ZM81 141H82V143H81ZM94 141V140H93ZM108 141V142H107ZM199 141V142H198ZM208 141V142H207ZM244 141H243V143H244ZM247 141H248V139H247ZM263 141V140H262ZM13 142H15L14 144H13ZM26 142H28V141H25V139H23V142L21 143V142H19V143H21V144H17V145H14V146H12L11 147V149H12V151H11V149L9 148H7L8 147V145H6V146H4V147H6V148H2L3 146H0L2 149H5V150H7V152H9V151H11V152H13V150H14V152H16V153H18L19 151H20V153H18L17 155H15V153H14V155L12 154H10L12 157H10L9 159H11V160H13V162L15 161V158H16V162H18V161H20L21 163H18V164H24V161H25V165L27 166V164H28V162H31L33 159H35L36 158V160H39V159H37V157H39L40 156V154H41V156H42V154H43V152L45 153L46 151H44V148L45 147H48L49 145H41L39 142L38 143H35V142H33V148H37V150H33V151H30V150H27L26 149ZM92 142V141H91ZM101 142H99V143H101ZM111 142V143H110ZM172 142H173V144H175V149H174V145L172 144ZM201 142V143H200ZM205 142H207V143H205ZM92 143H94V142H92ZM98 142H96L95 144H97ZM110 143V144H109ZM176 143H178V145L176 144ZM182 143L184 144L183 146H182ZM205 143V144H204ZM209 143V144H208ZM238 143L240 144V140L238 141ZM80 144H79V146H80ZM94 144V145H95ZM103 144L101 143V145L100 144H98V145H100L101 146V148L102 147H104L103 146ZM117 144V145H116ZM181 146H180V145ZM239 144H238V147H239ZM21 145V146H20ZM60 145H62V146H64L62 149V151H61V147L62 146H60ZM168 145V146H167ZM169 145L171 146V148H172V150L169 148ZM178 147H177V146ZM242 145V144H241ZM262 145H263V143H262ZM16 146V147H15ZM17 146H19L18 148L19 149H17ZM69 146V145H68ZM72 146H75V145H72ZM72 146H71V149H72ZM86 146H87V144H86ZM264 146V145H263ZM49 147H51V146H49ZM78 147V145L75 147V149ZM85 147V146H84ZM83 147V148H84ZM90 147H91V144H90ZM93 147V146H92ZM104 147V148H105ZM178 149H177V148ZM15 148L17 149V151L15 150ZM39 148V149H38ZM52 148H50V149H52ZM68 148V147H67ZM79 148V147H78ZM80 148H81V146H80ZM97 148V146L95 147V149L93 148V150H95V154H96V152H98V154L99 153H101L98 157H97V160H96V157L94 158L95 160H96V163H97V161H98V163L99 162H102V161H104V162H106V161H108V160H106V159H109V157L107 158V157H105L106 155V148L105 149H100V147L98 146V148L99 149H96ZM168 148H169V150L170 151H173V150H175V151H173V152H170L169 150H168ZM181 148V149H180ZM187 148V147H186ZM1 149V150H2ZM47 149V148H46ZM73 149H74V147H73ZM74 149V150H75ZM82 149V148H81ZM85 149H86V147H85ZM91 149V148H90ZM180 149V150H179ZM200 149H201V147H200ZM217 149H218V146H216V148H215V150H213V151H211V152H213V154L215 155V157H217V155H218V153H220V150L218 149V151H217ZM1 150H0V157H2L3 156V154L4 153H7L5 150H2V152L3 151H5L4 153H1ZM19 150V151H18ZM53 150H51V154H52V151ZM66 151H64V152H68V154L70 153L71 154V156H72V158L74 157V156H76V153H74V155L72 154L73 152H77V151H74L73 150V152H72V150H70V148L67 150V149H65ZM83 150L84 149H82V150H79V152H83ZM89 150V149H88ZM87 150V151H88ZM177 150H179V153H178V151ZM206 150V149H205ZM237 150H239V149H237ZM48 151V150H47ZM102 151V152H101ZM106 151V152H105ZM188 151V150H187ZM215 151V152H214ZM217 151V152H216ZM86 152V151H85ZM84 152V153H85ZM238 152V151H237ZM47 153H50V151H48ZM65 153V154H66ZM170 153H173V154H171L170 155ZM175 153V154H174ZM233 153H235V150H234V152ZM239 153V152H238ZM69 154V155H70ZM140 154H142V156L140 155ZM178 154V155H177ZM212 154V153H211ZM212 154V155H213ZM253 154H255V153H253ZM8 155H9V153H7V155L5 154L4 156H3V158L2 159H0V168H1V166H3L6 162V164L7 165H5V166H3L2 168L4 169L6 166H8L9 168L11 167V160H9L8 161ZM9 155V156H10ZM47 155V154H46ZM69 155H65V157L67 158V157H71V156H69ZM77 155H79V154H77ZM104 155V156H103ZM111 155V156H112ZM238 155V154H237ZM237 155H236V157H237ZM256 155V154H255ZM5 156H7V157H5ZM17 156V157H16ZM39 157V158H41L42 160L41 161H43V160H45V159H47L49 156H47L46 158H43V157ZM51 156V155H50ZM80 156V155H79ZM82 156V155H81ZM85 156H86V153H85ZM84 156V157H85ZM97 156V155H96ZM171 156V157H170ZM209 157H210V154L208 155ZM15 157V158H14ZM45 157V156H44ZM53 157H50V159H52ZM59 157V156H58ZM61 157H63L64 159L63 160H66L65 159V157L62 155ZM137 157V158H136ZM143 157V158H142ZM173 157H174V159H173ZM7 158V159H6ZM18 158V159H17ZM71 158V159H72ZM136 158V159H135ZM139 158V159H138ZM140 158H142V159H140ZM3 159H5V161L3 160ZM60 158H57L56 160L58 161ZM75 159H77L76 157L73 159L74 161H75ZM80 159H81V157H80ZM83 159V158H82ZM178 159V160H177ZM237 159H239V158H237ZM250 159V158H249ZM252 159L254 160V158L252 157ZM250 160V161H253V160ZM7 160V161H6ZM35 160V161H36ZM60 160H62V158L60 159ZM59 160V161H60ZM62 160V161H63ZM70 160V159H69ZM68 160V161H69ZM72 160V161H73ZM89 160V159H88ZM93 160V159H92ZM110 160V159H109ZM26 161H28V162H26ZM34 161V160H33ZM33 161H32V163H33ZM40 160L38 161V163L39 162H41ZM46 162L45 163H47V160H45ZM48 161H50L49 159H48ZM53 161V159L50 161V163ZM74 161L73 162H69V163H71L70 165L72 166V164H73V167H74V165L76 166L77 165V163L76 164H74ZM77 161V160H76ZM75 161V162H76ZM134 161V162H133ZM170 161H171V163H170ZM181 161V160H180ZM4 162V163H3ZM10 162V163H9ZM12 162V163H13ZM15 162V163H16ZM53 162H55V160L53 161ZM93 162H94V160H93ZM9 163V164H8ZM14 163V164H15ZM31 163V164H32ZM38 163H36L35 165L36 166H38L39 167V164ZM44 162H42L41 164H40V167L39 168H41L42 166H43V168H41L40 170H44L45 169V167L47 166L46 164H45ZM50 163L48 164V165H50ZM62 163H64V162H61L60 163V165H62ZM96 164V165H98V166H101L100 164H102V163H99V164ZM140 163H142V164H140ZM168 163V164H167ZM177 163H179V164H177ZM252 163V162H251ZM30 163H29V165H31ZM45 164V165H44ZM56 164V163H55ZM59 164V163H58ZM137 164V165H136ZM34 165V166H35ZM42 165V166H41ZM59 165V166H60ZM69 165V166H70ZM126 165V166H125ZM169 167H168V166ZM18 166V165H17ZM33 166V164L31 165V167L33 168V170H31V172H32V174H33V172L35 171L34 170V168L35 169H39L38 167H34ZM57 166V165H56ZM58 166V167H59ZM71 166H70V168H71ZM78 166V165H77ZM134 166H135V168H134ZM140 166V167H139ZM144 166H145V168H144ZM247 166H248V164H247ZM8 167H7V169H8ZM12 167L14 168V166L12 165ZM27 167H29V166H27ZM48 168H49V166H47ZM46 167V168H47ZM51 167H52V165H51ZM54 167V166H53ZM62 167V166H61ZM65 167V166H64ZM72 167V168H73ZM171 167V168H170ZM182 167V168H181ZM1 168V171L2 172H4V170ZM18 168H22V166L21 165H19V167ZM17 168V169H18ZM63 168V167H62ZM65 168H67V167H65ZM137 168V169H136ZM147 168H148V170H147ZM173 168V169H172ZM17 169H16V172H18L17 171ZM24 169H26V168H24ZM24 169H22V170H24ZM57 169V168H56ZM55 169V170H56ZM76 169V168H75ZM134 169H136V171L134 170ZM139 169V170H138ZM140 169L143 171H140ZM201 169V168H200ZM199 169V170H200ZM217 169H219V171L221 170V167L219 168H217ZM225 169V168H224ZM10 170H12V169H10ZM21 170V171H22ZM50 170H52V169H50ZM54 170V169H53ZM60 170H61V168H60ZM59 169L57 170V171H60ZM146 170V171H145ZM176 172H175V171ZM185 170H187V167H186V169ZM202 170V169H201ZM200 170V171H201ZM223 170V169H222ZM222 170H221V172H222ZM24 171H26V170H24ZM57 171H55V172H57ZM137 171H139L138 173H137ZM168 171V172H167ZM2 172H0V175H1V173ZM27 172H30L29 171V168H28V171ZM31 172H30V175H31ZM127 172V171H126ZM141 172V173H140ZM217 172V171H216ZM10 173V172H9ZM18 173H20L19 175H22V174H24V173H22V172H18ZM18 173H17V175H15L16 177H18ZM22 173V174H21ZM35 173V172H34ZM144 173L146 174V176L144 175ZM148 173V174H147ZM3 174V173H2ZM5 174H6V172L4 173V176H5ZM8 174V173H7ZM11 174H13L12 172H11ZM11 174H10V176H11ZM26 175V174H25ZM24 175V176H25ZM27 175H29L28 173H27ZM26 175V176H27ZM133 175V176H132ZM141 175V176H140ZM144 177H143V176ZM168 175V176H167ZM176 175V176H175ZM199 175V176H198ZM7 177H9L8 175H6ZM15 176H13V177H15ZM25 176V177H26ZM33 176H34V174H33ZM148 176V177H147ZM169 176L171 177V178H169ZM178 176V177H177ZM183 176H184V178H186V180L183 178ZM2 177V179L3 178H5V177H3V176H1ZM20 177V176H19ZM25 177L22 179V178H20V179H22L23 181L25 180ZM31 177V176H30ZM142 177L145 179V181H143L144 179H142ZM148 178L147 180H146V178ZM176 177V179H174ZM179 177H181V178H179ZM196 178V182H195V178ZM11 178V177H10ZM10 178L9 179H6V180H10ZM141 178V179H140ZM207 180H206V179ZM210 180H209V179ZM125 181H127V178L125 177ZM130 179V178H129ZM150 179V181H148ZM170 179H173V180H170ZM180 179V181L182 180V179H184V180H182L181 182L180 181H178ZM192 179V180H191ZM204 179V180H203ZM4 180V179H3ZM30 180H32V182H31V184H29L30 186L32 185V184H34L35 185V183H34V181H33V179H30ZM136 180V181H135ZM175 180H177V182H179L178 184H177V182L175 181ZM1 181V180H0ZM147 181V182H146ZM190 181H192V182H190ZM209 181H211V182H209ZM4 182V181H3ZM27 182H29V181H27ZM128 182H130V181H128ZM127 182V183H128ZM149 182V183H148ZM153 182V183H152ZM154 182H156V183H154ZM160 182H162V184H160ZM170 184H169V183ZM176 182V183H175ZM190 182V183H189ZM194 182V183H193ZM206 182H208V184L205 183ZM7 183V182H6ZM6 183L5 184H2V182H1V184L2 185H6ZM10 183V182H9ZM12 183V182H11ZM15 183V182H14ZM21 183L23 184V182L21 181ZM25 184H26V182H24ZM36 183H37V181H36ZM40 183V182H39ZM43 183V182H42ZM52 183V182H51ZM126 183V182H125ZM124 182H123V184L124 185H126L127 186V183L125 184ZM168 183V184H167ZM8 184V183H7ZM130 184V183H129ZM142 184V185H141ZM157 184V185H156ZM190 184V185H189ZM1 185V187L3 188V186ZM27 186H28V184H26ZM134 185V186H135ZM147 185V186H146ZM151 185H152V188H151ZM160 185V186H159ZM175 185V186H174ZM7 186V185H6ZM26 186V187H27ZM54 186V185H53ZM155 186H157L158 187V189H156V188H154ZM8 187H10V184L8 185ZM135 187V188H136ZM148 187V188H147ZM162 187H165V188H162ZM202 187V188H203ZM7 188V187H6ZM194 188V187H193ZM201 188V189H202ZM1 189V188H0ZM3 189H5V188H3ZM2 189V190H3ZM165 189V190H164ZM167 189V190H166ZM210 189H212V188H210ZM57 190V189H56ZM56 190L53 192V193H56ZM4 191V190H3ZM6 191V190H5ZM0 192H2L1 190H0ZM57 192H58V190H57ZM162 192V193H163ZM169 192V191H168ZM51 193V192H50ZM5 193L3 192L2 193V195L1 196H3ZM26 194V193H25ZM29 194V192L27 193V195ZM166 194H167V192H166ZM50 196L52 195V194H49ZM165 196V195H164ZM167 196V195H166ZM25 197H27V196H25ZM24 197V198H25ZM150 197H152V196H150ZM48 198V197H47ZM47 198H45L44 200H46ZM124 198V197H123ZM215 198V197H214ZM213 198V196H210L209 197V199L205 202V214H204V216H203V221H204V223H209L208 225L206 224V227H208V229L211 227H213V229H207L209 232L210 231H212V232H210V233H208V235H211V237L210 238H212L213 237V239H214V241L216 242V241H218V242H216V243H218V244H216L218 247V249L216 248V250H218V253L220 254V252L222 253V252H227V253H229L230 252V250H229V248L228 247H230V243H229V240H230V238L232 237H230V235H229V233H231L232 232V227H230L231 226V220L230 219H233V218H231V217H234V215L236 214V213H238V215L241 213V212H239V211H237V210H240V211H243L242 213H241V215H244V217H248V215H246V214H244L245 213V207L244 208H242L243 206V203H239L240 205H237L236 203H235V205H234V203L232 204V202H233V200H231V199H227V198H225V200L228 202H226L223 198H221V199H219L218 197H216L215 199ZM19 199V198H18ZM150 199H152L153 200V197L152 198H150ZM154 199V200H155ZM213 199V200H212ZM216 199H217V202L214 204V202L216 201ZM249 199H250V197H249ZM1 200V199H0ZM50 200V199H49ZM212 201V203L214 204H211V202L209 203V201ZM215 200V201H214ZM223 200H224V202H223ZM230 200V201H229ZM52 201V198H51V200L49 201V202H51ZM157 201V200H156ZM222 201V202H221ZM249 201V200H248ZM48 202V201H47ZM218 202H221L219 205H216ZM231 202V203H230ZM250 202H252V201H250ZM249 202V203H250ZM206 203H208L207 205H206ZM222 203H224V205L222 204ZM226 203V204H225ZM230 203V204H229ZM211 204V205H210ZM229 204V205H228ZM233 206H232V205ZM246 204V203H245ZM218 206V207H220L219 209H220V212H218L217 213V218H220V214H223V213H225V214H227L226 212H229L230 211V209L232 210V209H234L233 211L234 212H236L235 214H234V212L233 211H230L229 213H228V215H224L222 218H220L219 220H217V218H216V214L214 213L215 212V210H218L217 208L218 207H216V206ZM228 205V206H227ZM230 205H231V207H230ZM237 205V207L239 208H235V206ZM247 205L248 206H250L251 205V207H248V209L247 210H250L251 212L253 211V209H254V206L256 207V205H253V203H250V205L247 203ZM247 205H246V208H247ZM253 205V206H252ZM210 206H211V209H213V206H215V210L213 209V210H211V209H209L210 208ZM225 206H227L226 208H225ZM240 206V207H239ZM207 207H209L208 209H207ZM234 207V208H233ZM225 208V209H224ZM241 208V209H240ZM252 208V209H251ZM258 208V207H257ZM221 209H222V211H221ZM210 211H212V213L211 214H208V212H210ZM223 211H225V212H223ZM250 211H248V213L247 214H249V216H251V217H249L247 220H248V222L250 223V225H249V223H248V227L250 226L251 227V225L253 226L254 225V222H255V224H256V222L258 221L256 218H257V214L255 215V213H257V211L254 209V211L252 212V215L250 214ZM256 211V212H255ZM233 212V213H232ZM232 213V214H231ZM213 214V215H212ZM234 214V215H233ZM207 215H208V217H207ZM210 215V216H209ZM211 215H212V218H210L211 217ZM214 215H215V220H213V218H214ZM233 215V216H232ZM255 215V216H254ZM222 216V215H221ZM225 216H228V217H226L225 218ZM231 216V217H230ZM253 216V217H252ZM209 218V220L211 219V221H207V219ZM228 218H230V219H228ZM251 218L253 219V222L251 221ZM256 220H255V219ZM206 221V222H205ZM211 222V223H210ZM253 223V224H252ZM209 225H211L210 227H209ZM231 230V231H230ZM207 231V232H208ZM215 237V238H214ZM230 237V238H229ZM222 240V241H219V240ZM263 239V237L261 238V240ZM261 240H255L254 242H253V244L251 245V246H249L248 247V249L249 248H251V247H253L254 248V246L256 245V248H254V250L255 249H257V247L259 246V245H257V243H256V241L259 243V241L261 242ZM213 241V242H214ZM226 243H225V242ZM263 242V241H262ZM262 242L260 243V244H262ZM225 244V245H224ZM264 244V243H263ZM221 245V246H220ZM229 245V246H228ZM254 245V246H253ZM263 246V245H262ZM220 248V249H219ZM225 248V249H224ZM253 248H252V251H253V253H255L254 255L255 256H257V251L255 250H253ZM261 248V249H260ZM222 249H224V251H222ZM258 249H259V252H261V254L260 253H258V256L257 257H260L261 256V258H259V259H257V257H255L254 256V258H256L257 259V261L258 260H261V261H263L262 263L264 264V251L262 252L261 250L263 249L264 250V247H261V245L258 247ZM257 249V250H258ZM251 250V249H250ZM249 250V251H250ZM220 251V252H219ZM252 251H250V253L252 254V256H253V253H252ZM217 252V251H216ZM232 253V252H231ZM231 253H229V254H231ZM260 254V255H259ZM220 259H222V258H220ZM258 264H260V261H258Z\"/></svg>",
	"mask_w": 264,
	"mask_h": 264
},
{
	"label": "crops",
	"instance_id": "3",
	"mask_svg": "<svg viewBox=\"0 0 264 264\" xmlns=\"http://www.w3.org/2000/svg\"><path fill=\"white\" fill-rule=\"evenodd\" d=\"M35 1L28 0L27 2L26 0L32 8L38 2V0ZM79 1L59 0V3L69 9H87L85 7L89 5L90 8H88L93 9L95 13L88 18L90 25L77 22L75 25H67L60 31L49 35L37 47H31L29 53L19 61V66L25 68L35 60H42L45 56H50L54 64L50 76L62 86L54 97H61L60 100L64 98L69 100L83 121L99 112L107 98L108 90L102 87L100 67L108 63L118 71L121 78L127 76L122 70V61L119 55L109 52L110 46L105 36V31L108 29L130 33L132 44L135 43L137 48L140 46L138 49L149 47V49L147 48L149 53L145 60L151 63L163 52L162 45L166 40L173 37L188 40L195 33L196 38H192L186 44L180 56L185 57L193 54L199 62V67L194 71V74L203 79L198 86V91L203 96L239 92L241 86H244L242 79L250 77H258L261 80V88L264 87V0H196L194 5L189 0ZM49 2L51 6L54 5L53 1L49 0ZM73 4L75 6H72ZM20 7L23 9L21 4ZM197 7L203 8H198L200 12H203L204 9L205 12L213 11L211 14L214 17L212 16L213 18L210 19L211 15L208 14L209 20L206 21L203 17L204 22L199 17L205 12L200 13ZM171 9H174V14L177 16L175 17L174 14L171 16V12H168L167 14L170 15L167 18L166 12ZM198 30H201V33ZM134 39L135 42H133ZM26 41L11 45L8 56L17 53L24 46L33 45L29 39ZM244 46L247 51L254 46H259V48L253 52L250 58L243 59L241 58L243 52H240L243 51ZM237 53L239 54L237 55ZM223 54H227L228 57L220 58ZM216 58L217 60H215ZM219 59L222 62L220 61V64L217 65L216 62L219 63ZM214 61H216L215 64ZM245 62H247L246 68L243 66ZM256 63L258 64L256 65ZM251 66L252 68L259 66V70H256L258 73L252 75L251 69H249ZM201 72L204 75L203 73L201 75ZM135 84L137 83L135 82ZM235 103L236 106H240L241 101L235 100ZM55 110L58 111V105H51L49 101H46L40 107L32 108L13 121L11 128L29 137L26 142L27 150H37V148H33V142L49 145L50 139L47 132L38 131V125L41 123V115H43L41 113L48 117L55 113Z\"/></svg>",
	"mask_w": 264,
	"mask_h": 264
}]
</instances>
